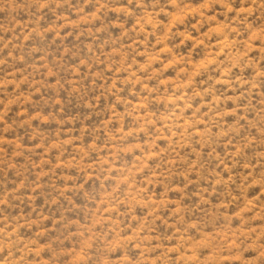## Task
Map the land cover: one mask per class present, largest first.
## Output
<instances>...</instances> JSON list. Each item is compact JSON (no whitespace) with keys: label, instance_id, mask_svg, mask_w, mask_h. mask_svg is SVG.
<instances>
[{"label":"rangeland","instance_id":"374dc122","mask_svg":"<svg viewBox=\"0 0 264 264\" xmlns=\"http://www.w3.org/2000/svg\"><path fill=\"white\" fill-rule=\"evenodd\" d=\"M0 264H264V0H0Z\"/></svg>","mask_w":264,"mask_h":264}]
</instances>
